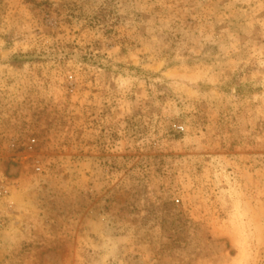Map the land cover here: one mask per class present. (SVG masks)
Masks as SVG:
<instances>
[{
	"label": "rangeland",
	"instance_id": "obj_1",
	"mask_svg": "<svg viewBox=\"0 0 264 264\" xmlns=\"http://www.w3.org/2000/svg\"><path fill=\"white\" fill-rule=\"evenodd\" d=\"M0 264H264V0H0Z\"/></svg>",
	"mask_w": 264,
	"mask_h": 264
},
{
	"label": "built area",
	"instance_id": "obj_2",
	"mask_svg": "<svg viewBox=\"0 0 264 264\" xmlns=\"http://www.w3.org/2000/svg\"><path fill=\"white\" fill-rule=\"evenodd\" d=\"M32 143H34V141H32ZM37 170L39 171V170H40V168H37Z\"/></svg>",
	"mask_w": 264,
	"mask_h": 264
}]
</instances>
